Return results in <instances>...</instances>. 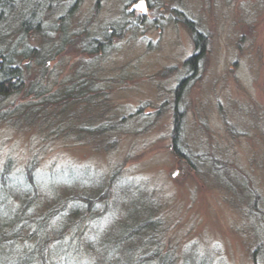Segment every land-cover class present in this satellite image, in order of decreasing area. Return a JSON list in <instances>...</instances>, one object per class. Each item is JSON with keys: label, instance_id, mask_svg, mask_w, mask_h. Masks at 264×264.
<instances>
[{"label": "rangeland", "instance_id": "rangeland-1", "mask_svg": "<svg viewBox=\"0 0 264 264\" xmlns=\"http://www.w3.org/2000/svg\"><path fill=\"white\" fill-rule=\"evenodd\" d=\"M35 1L0 19L24 75L0 101V170L32 168L48 264H264V0H40L42 30L24 32ZM180 16L206 37L194 70ZM28 251L0 264H36Z\"/></svg>", "mask_w": 264, "mask_h": 264}, {"label": "trees", "instance_id": "trees-1", "mask_svg": "<svg viewBox=\"0 0 264 264\" xmlns=\"http://www.w3.org/2000/svg\"><path fill=\"white\" fill-rule=\"evenodd\" d=\"M15 1L16 0H0V10L1 9L6 10L5 12L3 11L0 12V19H4V17H7V15L11 11V8L12 9L15 8V5H16ZM35 2L37 3H34L33 6L30 8V10L27 11L25 14L20 13L16 15V17L18 16L20 17V19L18 20L20 22L21 29L23 28L24 32H27L29 30H36V31L42 30L43 25L41 24V20H40L41 15L38 12L42 3L40 2V0H36ZM10 15L12 14H9L8 16ZM31 17H34L35 19L39 17V20H37L36 24L34 25L31 24V19H30ZM180 19L184 22V24L189 28V30L193 34L195 52L193 55H191L187 59L186 65H189L190 68L192 67V69L194 70L199 60V54L201 53V55L203 56V53L205 51L204 49L206 46V37L201 32H199L195 28L194 24H192L188 19H185L182 16H180ZM64 31L65 30H63V32ZM63 37H65L64 33H63ZM97 43H95L94 45L98 46ZM17 49L18 48H15V47L10 49L7 46L6 48H1L0 50V101L1 99L3 101L6 97H9L10 95H12V93H14L15 90H17L18 88L23 87L22 83H24V75L22 73V68L20 65H17L14 63L15 60L13 58L14 57L13 53L16 54ZM29 51L31 52V49H28V50L24 49L22 53L27 54L29 53ZM89 75L90 74L88 75L86 74L85 76L88 77ZM184 80L185 78L182 79V81H180V84L178 85L179 88H181V86L183 85ZM76 85L77 86L80 85L79 90L77 89L78 94H82V92H84L82 91L84 88L91 87L90 85L85 84V80L83 81L81 80L79 83H75V86ZM179 115H182V112L180 111L177 112L176 121H175L176 128H175V133L173 137L174 146L176 147L175 148L176 153L178 151L180 152L179 150L180 140L179 139L182 134V124L180 123ZM31 170L32 168L29 167V169L26 172H24L25 174H28V178L23 177L24 179L23 180L21 177L18 176L17 177L18 180L16 182L14 181V177H12L11 170L8 169L7 166L0 170V249L5 245L9 247H13L14 244L22 243L23 245L27 246L29 250L27 254L28 255L27 263L31 262V263L38 264L37 262L40 259L42 264H48L49 259L47 255L45 254V249L48 246L46 243L49 241V238L47 237V235L45 236L47 229L43 230L39 224H36L37 221H40L41 223V218H38V217L34 218L33 216H30V214H28L30 210H33L37 207L34 205L35 202L37 201L35 200V195H34L36 193L35 189H34L35 193L31 195L33 191V183L30 180ZM15 190L18 192L19 196H23L22 203L18 206L17 210L14 209V205L16 204L13 203V198L16 196V194H14ZM12 192L13 194H11ZM26 197H28L27 200H26ZM102 199L103 198L101 196L98 198H87L84 201V203L88 204V207H89L90 202L95 201V200L102 201ZM8 203L10 204V207H7ZM90 208H91V205H90ZM7 210L8 212L6 214L8 215L5 216L4 219H2L1 213ZM63 212H64V209L63 210L54 209L52 210V212H50V214H48V216H51L52 214H55V216H57L58 214L61 215ZM74 213L77 214V211H75ZM30 222H33L34 224L33 227L30 228V230L28 231V234L22 235L21 234L22 230L24 228H28L29 226H27V224H30ZM48 222L49 221L45 220V222L43 223V226L45 228ZM149 223L150 222H146L145 225L143 224V225H138L134 227L132 230L128 231L124 235L123 238L128 239L132 236H137V234H139L142 230L144 231L145 229L153 227V225ZM73 225L75 224L74 223H71V224L62 223L60 227L64 231L65 229L67 230L68 228L73 227ZM32 239H36V240H32ZM59 242H62V239H59L55 241L54 243H59ZM30 244H32V247H30ZM30 257H31V261H30ZM150 257L152 256L148 255L140 260H137L136 264H146L148 263V261L152 260ZM132 262H129V264H131ZM153 264H157V263H153Z\"/></svg>", "mask_w": 264, "mask_h": 264}, {"label": "water", "instance_id": "water-1", "mask_svg": "<svg viewBox=\"0 0 264 264\" xmlns=\"http://www.w3.org/2000/svg\"><path fill=\"white\" fill-rule=\"evenodd\" d=\"M146 8V1L145 0H140L136 4L132 6V9H143L145 11Z\"/></svg>", "mask_w": 264, "mask_h": 264}]
</instances>
